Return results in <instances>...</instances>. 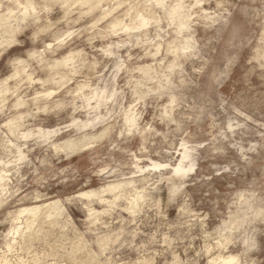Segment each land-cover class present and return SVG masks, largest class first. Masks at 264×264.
Returning <instances> with one entry per match:
<instances>
[{"label": "rangeland", "instance_id": "obj_1", "mask_svg": "<svg viewBox=\"0 0 264 264\" xmlns=\"http://www.w3.org/2000/svg\"><path fill=\"white\" fill-rule=\"evenodd\" d=\"M0 264H264V0H0Z\"/></svg>", "mask_w": 264, "mask_h": 264}, {"label": "bare ground", "instance_id": "obj_2", "mask_svg": "<svg viewBox=\"0 0 264 264\" xmlns=\"http://www.w3.org/2000/svg\"><path fill=\"white\" fill-rule=\"evenodd\" d=\"M73 146V145H72Z\"/></svg>", "mask_w": 264, "mask_h": 264}]
</instances>
